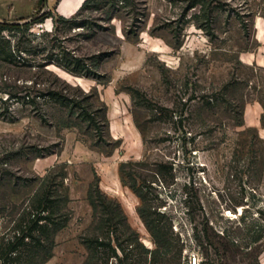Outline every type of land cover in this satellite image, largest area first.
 <instances>
[{
	"label": "rangeland",
	"instance_id": "obj_1",
	"mask_svg": "<svg viewBox=\"0 0 264 264\" xmlns=\"http://www.w3.org/2000/svg\"><path fill=\"white\" fill-rule=\"evenodd\" d=\"M32 18L40 19L25 36L11 37L12 46H24L33 65L67 50L86 57L89 76L71 74L55 62L46 67L60 87L90 103L97 118L106 116L110 139L75 114L79 128L54 125L63 111L48 104L42 103L45 123L29 107L0 103V114L11 109L0 116V236L14 206L23 205L41 177L61 169L71 217L45 264H93L84 241L110 232L107 225L97 228L108 215L93 216L86 198L96 178L102 192L114 194L106 193L119 202L130 226L113 210L114 234L134 240L117 248L118 258L108 264H150L134 247L136 242L155 247L136 210L140 199L118 172L130 160L143 163L134 170L145 181L151 209L161 214L162 224L171 220L178 237L175 255L165 264H191L193 256L199 264H260L264 167L260 177L256 168L264 159V0H89L71 22L52 10L0 21ZM36 69L0 61V87L30 84ZM41 78L44 84L51 80ZM210 96L215 101L208 105ZM204 216L211 239L199 244L194 234ZM251 221L262 229L255 242ZM224 229L230 238L221 235Z\"/></svg>",
	"mask_w": 264,
	"mask_h": 264
},
{
	"label": "trees",
	"instance_id": "obj_2",
	"mask_svg": "<svg viewBox=\"0 0 264 264\" xmlns=\"http://www.w3.org/2000/svg\"><path fill=\"white\" fill-rule=\"evenodd\" d=\"M88 2L89 0H84L80 8L70 17H63L58 14H55V16L62 21L71 22L88 5ZM46 15L47 12L44 13V16ZM39 19L32 18L24 23L0 21V61L28 68L37 67L35 72H33V77L35 78L32 79L30 84L23 83L0 87V92L7 95L5 99L0 97V103L17 102L21 106L29 107L30 111L45 123L48 118L42 103L48 104L55 107L58 112L63 111V114L59 115L54 125L65 128H79V122L72 120L75 114L76 119L92 123L98 135H103L110 139L109 123L106 116L97 118L94 112L88 110L91 104H83L81 98L70 94L65 88L60 87L58 84L59 78L46 67L48 62H55L71 74L89 76L93 70L86 57L78 56L67 50L63 51V54L58 59L43 58L41 62L33 65L30 63L29 57L25 56L28 50H25L24 46L19 44L12 46L10 38L17 33L25 36L29 28ZM3 32L7 33L8 37ZM45 74L51 78L48 84L42 82L41 77ZM41 84L44 85L40 88ZM207 98L205 103L208 105L215 101L213 96ZM6 109L5 111L4 109L2 110L0 116L3 117L7 113L8 115L10 114V107L7 106ZM9 119H13V116H10ZM261 121L264 123V113L261 115ZM242 124V119H237V125ZM106 143H108L107 140ZM142 164V162L129 160L122 161L118 167L122 184L127 185L140 199V204L136 210L155 244V247L151 250L144 248L139 242H136L134 247H139L140 260L149 256L150 264H165L168 261L167 257L171 253L175 255L173 246L174 241H178V237L173 236L174 231L171 226V220L169 219L165 224H162L161 214L156 209H151L152 205L147 197V192L143 191V187L146 186L145 181L134 170V167L139 168ZM261 164V166L256 168V174L259 177L263 173L264 159ZM154 174L159 176L157 170H155ZM65 177L66 173L61 169L58 171L50 170L45 176L40 178L37 188L28 196L23 205L14 206L11 211V215H13L10 221L11 224L0 236V264H45L52 257L55 247V236L67 225L71 217V211L68 207L70 201L68 187L64 184ZM86 198L91 206L93 216L98 214L108 215L100 218L97 228L101 229L103 225H107L110 229V232L106 234L102 233L92 238H86L84 243L90 251L88 258L93 264H96L98 260H101L102 264H108L110 258H118L117 248L123 250L124 244L128 245L134 242V240L128 238L121 240L118 234H114L117 222L114 220L113 210L123 216V225L127 229L130 230V226L126 222V217L119 202L101 191L97 178L89 184ZM196 203L197 209L204 213V208L198 199ZM188 206L189 208L195 207L194 203H190ZM204 217L205 224L203 228L194 234V239L199 244L204 241L210 243L211 239L212 226L208 224V218ZM257 224L254 221L247 224L252 242L262 238V229ZM221 235L224 238L231 237L227 229H224Z\"/></svg>",
	"mask_w": 264,
	"mask_h": 264
},
{
	"label": "crops",
	"instance_id": "obj_3",
	"mask_svg": "<svg viewBox=\"0 0 264 264\" xmlns=\"http://www.w3.org/2000/svg\"><path fill=\"white\" fill-rule=\"evenodd\" d=\"M84 0H0V20L7 18H24L36 14L39 10H52L54 14L70 17L82 5ZM102 185V183H101ZM108 195L113 196L114 194ZM264 264V252L260 257Z\"/></svg>",
	"mask_w": 264,
	"mask_h": 264
},
{
	"label": "built area",
	"instance_id": "obj_4",
	"mask_svg": "<svg viewBox=\"0 0 264 264\" xmlns=\"http://www.w3.org/2000/svg\"><path fill=\"white\" fill-rule=\"evenodd\" d=\"M191 264H199L198 257L193 256V257H192V260H191Z\"/></svg>",
	"mask_w": 264,
	"mask_h": 264
},
{
	"label": "water",
	"instance_id": "obj_5",
	"mask_svg": "<svg viewBox=\"0 0 264 264\" xmlns=\"http://www.w3.org/2000/svg\"><path fill=\"white\" fill-rule=\"evenodd\" d=\"M40 2H42V0H40Z\"/></svg>",
	"mask_w": 264,
	"mask_h": 264
}]
</instances>
